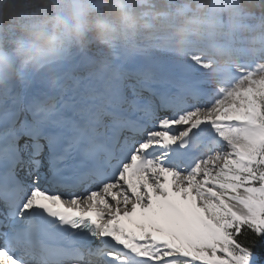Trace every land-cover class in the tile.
<instances>
[{
    "label": "snow or ice",
    "instance_id": "obj_1",
    "mask_svg": "<svg viewBox=\"0 0 264 264\" xmlns=\"http://www.w3.org/2000/svg\"><path fill=\"white\" fill-rule=\"evenodd\" d=\"M88 57L0 87V264H264V59Z\"/></svg>",
    "mask_w": 264,
    "mask_h": 264
},
{
    "label": "clouds",
    "instance_id": "obj_2",
    "mask_svg": "<svg viewBox=\"0 0 264 264\" xmlns=\"http://www.w3.org/2000/svg\"><path fill=\"white\" fill-rule=\"evenodd\" d=\"M157 51L196 56L221 82L264 59V0H0V87Z\"/></svg>",
    "mask_w": 264,
    "mask_h": 264
},
{
    "label": "trees",
    "instance_id": "obj_3",
    "mask_svg": "<svg viewBox=\"0 0 264 264\" xmlns=\"http://www.w3.org/2000/svg\"><path fill=\"white\" fill-rule=\"evenodd\" d=\"M254 252L257 256L264 259V240L263 239L257 240Z\"/></svg>",
    "mask_w": 264,
    "mask_h": 264
},
{
    "label": "rangeland",
    "instance_id": "obj_4",
    "mask_svg": "<svg viewBox=\"0 0 264 264\" xmlns=\"http://www.w3.org/2000/svg\"><path fill=\"white\" fill-rule=\"evenodd\" d=\"M264 240V239H263Z\"/></svg>",
    "mask_w": 264,
    "mask_h": 264
}]
</instances>
